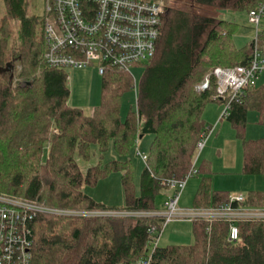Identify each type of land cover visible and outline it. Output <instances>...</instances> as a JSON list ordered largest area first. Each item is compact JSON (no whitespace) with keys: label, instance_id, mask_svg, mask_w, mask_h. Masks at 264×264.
Listing matches in <instances>:
<instances>
[{"label":"trees","instance_id":"trees-1","mask_svg":"<svg viewBox=\"0 0 264 264\" xmlns=\"http://www.w3.org/2000/svg\"><path fill=\"white\" fill-rule=\"evenodd\" d=\"M1 1L0 68L7 62L13 66L0 71V193L58 210L128 213H38L31 221V264H135L149 252L148 229L154 226L160 233L164 221L145 213L161 210L156 196L171 190L163 181L182 178L190 169L193 149L209 127L203 110L219 101L214 77L204 91L195 85L215 67L246 64L252 53L251 42L235 45L238 24L217 17L216 10L248 13L264 0L165 1L155 53L136 84V107L124 118L122 97L135 87L129 72L106 70L100 102L91 113L71 106L66 71L44 60V14H28L29 0ZM252 85L231 102L226 118L242 141V173L264 174V138H245L247 111L255 109L259 122L264 119V87ZM145 134L153 139L137 184L127 155ZM110 142L120 158L81 169L78 158L89 160L92 144L102 153ZM112 172L121 176L120 206L98 202L83 189ZM196 174L201 179L193 208L229 201L232 193L213 188L208 162L200 163ZM243 195V205L264 206L263 192ZM191 222L193 243L157 245L150 264H264V220L238 221L235 242L227 238L226 220Z\"/></svg>","mask_w":264,"mask_h":264},{"label":"built area","instance_id":"built-area-1","mask_svg":"<svg viewBox=\"0 0 264 264\" xmlns=\"http://www.w3.org/2000/svg\"><path fill=\"white\" fill-rule=\"evenodd\" d=\"M163 2L161 0H46L44 9V38L46 64L53 68L74 69L96 67L103 75L106 70L116 68L127 71L136 63L148 62L155 53L160 32ZM248 20L254 26L255 36L251 40L252 53L246 64L231 67H215L203 81L195 85L198 92L210 87V76L216 79L215 98L223 104L220 115L225 119L232 101H237L244 89L264 70V34L259 29L264 16V3L251 9ZM68 78V76H67ZM202 131L195 146V156L188 172L182 178L163 181L171 194L163 202V209L145 213L162 216L164 226L174 218L217 219L228 221L227 238L235 242L239 238L238 221L246 219L264 220V207L243 205L245 196L232 194L229 201L217 207L181 208L178 200L189 178L197 173L195 165L198 152L203 148L211 129ZM143 160L147 154L138 150ZM78 215H127L120 211H73L46 207L33 200L0 193V264H31V221L38 213ZM136 214V213H132ZM149 252L135 264H150L151 253L157 246L160 233L149 229Z\"/></svg>","mask_w":264,"mask_h":264},{"label":"rangeland","instance_id":"rangeland-1","mask_svg":"<svg viewBox=\"0 0 264 264\" xmlns=\"http://www.w3.org/2000/svg\"><path fill=\"white\" fill-rule=\"evenodd\" d=\"M164 4V2H168L169 0H161ZM45 2L46 0H29V6H28V14L35 15L37 17H40L45 9ZM227 11V12H225ZM231 10H223V9H217L216 10V16L217 17H225L228 15V12ZM3 12V5L2 1L0 0V13ZM234 16L229 18H236L238 25V28L236 32L234 33V39L237 41L236 46H244L251 42V40L255 36V30L254 26L249 22L248 20V14L246 11H233ZM234 21V19H228ZM13 28H14V24ZM264 29V16L260 20L259 29ZM15 30V29H14ZM40 32V28L38 30ZM15 35L12 34V37ZM12 41V40H11ZM11 43V42H10ZM10 43L8 47L10 46ZM144 64L145 62L136 63L133 64L129 70L131 72V75L135 81V87L136 89H132L128 92H126L122 97L121 107H120V115L122 118L125 117V114L130 108L135 109L136 107V84L140 81L143 71H144ZM67 73V83L68 87L70 89V96L68 99V103L71 106H76L78 108H81L86 114H89L92 112L93 108L97 106L100 102V95H101V75L97 73L96 67L94 66H87L84 68H68L65 69ZM260 77V76H259ZM258 77V78H259ZM257 78V79H258ZM257 79L252 80L251 84L253 82L256 86L261 84L260 80L257 81ZM223 111V106L221 109V113ZM257 113L254 110H251L248 112L247 115V130L249 133L252 134V131H258L264 132V120L260 124L257 122ZM223 121H225L223 119ZM233 131V130H232ZM247 136V134H246ZM153 136L152 134H145L142 138L138 140L137 146L138 150L143 153H148L150 144L152 142ZM240 140H238V143ZM235 144L236 140L227 141L226 145V152L228 153L226 155L225 151H222V155H226L227 157L235 158L236 152H235ZM195 147L193 149L192 155H191V162L193 161V158L195 156ZM200 151L198 152L197 161L200 160ZM239 155V153H238ZM129 159H131L133 163L134 168V177L135 181L138 184L139 183V177L140 173L142 172L145 163L139 158L137 155V147L134 146L130 153L127 155ZM113 158H120L118 156L113 148L111 142L108 144V147L106 151L100 152L97 145L92 144L91 145V152H90V158L89 160H83L82 158H78V163L82 170H86L91 165L97 164L99 161L107 162L110 159ZM221 167L218 166V170ZM214 172V171H213ZM213 176H217V174H213ZM221 174H219L220 176ZM120 172H112L109 173L107 176L101 178L96 184L94 185H86L83 189L86 194L91 196L93 199H95L98 202H102L104 204H110V205H117L120 206L124 203V193L120 182ZM201 174H196L193 177L190 178L191 180H198L200 179ZM229 177V178H228ZM226 181L237 179L239 176L233 175L228 176ZM264 177V176H263ZM224 178V177H223ZM238 180V179H237ZM222 184H225L222 182ZM259 184V182H258ZM138 186V185H137ZM260 187L264 188V178L261 179ZM239 188L236 187V190ZM236 191L235 189H232ZM138 191V187H137ZM168 192V191H167ZM171 190H169L168 194H171ZM232 193V192H230ZM168 194L166 192L161 191L156 196V206L159 209H163V202L168 198ZM237 194V193H232ZM231 194V195H232ZM241 194V193H238ZM183 208H193L191 201L186 202V205ZM246 220H256V219H246ZM259 220V219H258ZM193 233H192V222L190 219L187 218H174L171 221H169L164 228L162 229L157 245L158 246H167V245H188L193 243Z\"/></svg>","mask_w":264,"mask_h":264},{"label":"crops","instance_id":"crops-1","mask_svg":"<svg viewBox=\"0 0 264 264\" xmlns=\"http://www.w3.org/2000/svg\"><path fill=\"white\" fill-rule=\"evenodd\" d=\"M227 12V11H225ZM234 13L233 11H229L228 15L225 17H221L222 19H234L233 22H236V18H229L233 17ZM230 21V20H229ZM232 21V20H231ZM238 24V23H237ZM239 25V24H238ZM262 33L264 34V29H261ZM236 40L234 39V43L236 44ZM240 47V46H238ZM260 76V77H259ZM259 77V78H258ZM257 81H261L258 86L255 85L253 82L254 88L264 87V70L258 75ZM222 102L219 101H213L209 104H207L203 110L202 118L207 126H213V128L210 131V134L203 146V148L200 151V160L195 162L196 167L198 168L199 164L206 161L209 163V167L211 170V177H212V186L214 189H220V190H227L232 193H246L249 190H257L263 192L264 195V188L260 187L261 179H263L264 174H244L242 173V165H243V149H242V141L237 137L235 129L233 128L232 124L230 123L227 118L223 119L220 117L221 115V109H222ZM254 110L256 111L257 115V122H259V113L255 109H249L248 112ZM246 115V119H247ZM264 120V119H263ZM233 130V131H232ZM264 131V130H262ZM247 134V136H246ZM143 136L139 137L142 138ZM245 138L246 139H258V138H264V132L258 131H252V134L249 133L247 130V126L245 127ZM236 140L235 144V152L236 157L230 158L226 155L228 154L226 152V143L227 141ZM238 140H240V144L238 143ZM138 143V141H137ZM136 143V147L138 148ZM225 151L226 155H222V151ZM239 153V155H238ZM147 154V153H146ZM140 158V157H139ZM198 158V157H197ZM141 159V158H140ZM143 161V160H142ZM145 163V162H144ZM218 166L221 168L218 170ZM214 171V172H213ZM213 174H217V176H213ZM219 174H221L219 176ZM237 175L239 176L237 179L226 181L225 178L228 176ZM224 177V178H223ZM229 178V177H228ZM201 179V177H200ZM198 180H191L188 179L183 191L181 192V195L178 200L179 207L183 208L186 205V202H190L191 204L193 202L194 194L198 188L199 182ZM225 183V184H222ZM259 182V184H258ZM138 187V186H137ZM236 187L239 189L236 190ZM235 189L236 191L232 190ZM264 197V196H263ZM110 205V204H107ZM263 205H264V199H263ZM251 207H259V206H251ZM264 207V206H262Z\"/></svg>","mask_w":264,"mask_h":264},{"label":"water","instance_id":"water-1","mask_svg":"<svg viewBox=\"0 0 264 264\" xmlns=\"http://www.w3.org/2000/svg\"><path fill=\"white\" fill-rule=\"evenodd\" d=\"M12 64H11V62H7L6 63V65H5V67H3V68H0V71H12ZM142 135H140V137H141Z\"/></svg>","mask_w":264,"mask_h":264},{"label":"bare ground","instance_id":"bare-ground-1","mask_svg":"<svg viewBox=\"0 0 264 264\" xmlns=\"http://www.w3.org/2000/svg\"><path fill=\"white\" fill-rule=\"evenodd\" d=\"M210 77H211V76H210ZM210 85H211V83H210ZM210 87H211V86H210ZM210 87H209V88H210ZM192 177H193V176H192ZM187 181H188V180H187ZM186 183H187V182H186ZM226 222H227V221H226ZM157 232H158V231H157ZM148 248H149V247H148ZM155 248H156V247H155ZM32 252H33V251H32Z\"/></svg>","mask_w":264,"mask_h":264}]
</instances>
